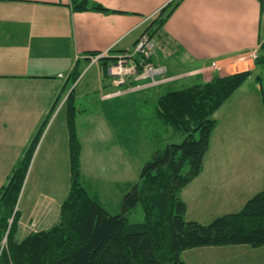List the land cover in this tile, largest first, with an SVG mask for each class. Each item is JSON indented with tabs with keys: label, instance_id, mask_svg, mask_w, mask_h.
Instances as JSON below:
<instances>
[{
	"label": "crops",
	"instance_id": "0c3cea01",
	"mask_svg": "<svg viewBox=\"0 0 264 264\" xmlns=\"http://www.w3.org/2000/svg\"><path fill=\"white\" fill-rule=\"evenodd\" d=\"M91 1L109 11H77L70 0H0V188L48 118L20 193L19 218L13 233L16 242L59 221L61 204L73 182L66 103L58 110L55 106L68 92L70 73L76 66L87 71L95 68L94 75L87 78L85 74L81 95L98 92L101 102L88 109L75 104L79 181L110 214H117L123 194L138 180L141 166L128 155L131 149L124 130L117 128L108 108L141 92L161 94L175 86L183 87H178L179 81L184 80L181 85L188 86L208 81L214 74L254 70L264 39V0H182L154 35L160 44L152 63L166 66V72L158 75L154 84L144 83L135 75L116 84L104 67L115 63L121 53L132 51L148 23L171 0ZM91 52H106L103 58L109 64L103 66L99 61L88 66L84 59ZM213 61L220 69L210 66ZM76 88L75 102L80 98ZM235 95L241 96L240 105L259 98L264 103V82L259 84L250 75L224 104ZM232 118L230 122L215 118L209 145L213 139L221 149L216 151L215 145L213 163H203L197 176H211L215 188L226 186L233 176L244 184L231 196L228 187L224 195L228 200L218 210L219 215L239 211L248 198L264 189V164L241 165L236 154L230 152L234 149L243 154L248 147L245 140L253 134L237 109ZM234 137L233 144H225ZM97 180L103 183L98 185Z\"/></svg>",
	"mask_w": 264,
	"mask_h": 264
},
{
	"label": "trees",
	"instance_id": "16d2710c",
	"mask_svg": "<svg viewBox=\"0 0 264 264\" xmlns=\"http://www.w3.org/2000/svg\"><path fill=\"white\" fill-rule=\"evenodd\" d=\"M70 1L77 11H109L91 0ZM181 1L171 0L164 5L144 32L155 35ZM153 56L148 61L152 62ZM106 60L101 58V65H108ZM254 63V70L214 74L208 81L167 90L158 98L155 117L181 135L182 140L151 153L138 180L124 192L117 214H110L79 181L80 143L73 87L66 97L73 182L61 204L59 221L50 228L29 233L19 242L13 240L19 218L13 210L47 118L0 188V243L5 236L7 243L0 249V264H185L181 253L190 248L264 246V189L248 198L239 211L219 215L208 224L185 219L187 206L181 196L182 189L202 171L217 124L215 111L250 75L259 84L264 82V39ZM80 74L81 68L76 66L70 73V84ZM138 207L142 208L143 219L130 221L128 214Z\"/></svg>",
	"mask_w": 264,
	"mask_h": 264
},
{
	"label": "rangeland",
	"instance_id": "374dc122",
	"mask_svg": "<svg viewBox=\"0 0 264 264\" xmlns=\"http://www.w3.org/2000/svg\"><path fill=\"white\" fill-rule=\"evenodd\" d=\"M212 63L210 64V66L213 69H217L216 67L219 68V64L217 61H215L217 65L216 67H213ZM82 69V74L75 83V85L77 86L76 92H78V94L80 95V98H77L75 104H82L84 105L82 106V109H84L85 107H87L88 109V106L92 107L94 106V104H96V102L97 104H101V102L99 100L98 92H92L88 97H86L84 94L81 95V89L84 86L86 77L85 74L87 73L88 78L95 71V68H90L88 71L84 70L83 67ZM104 72L106 73V75L112 76L106 72V69ZM82 76L83 78L81 79ZM125 78L126 76L123 77L124 81L122 83L125 82ZM117 79V77L113 76L112 82L116 83ZM143 79L144 83L151 82L148 78ZM166 80H170V78H167ZM249 81L250 80H248L247 82L248 84H253ZM183 82L185 81L183 80L177 82V84L180 83L178 87H184V85H181L183 84ZM173 88H176V86ZM66 93L68 94V92ZM66 93H63L64 97H62L60 100L65 98L66 101ZM164 93L159 94L158 92H151L145 94L141 92L139 93V95L135 94L133 99L125 100L124 103L120 104L115 103L113 106L108 108L117 128L119 130H124L126 142L131 149L128 155L132 157V162L135 165L140 164V166L142 167L143 163L156 149H163L167 144L173 141L182 140L181 135L175 133L169 125L162 123L154 115V106L156 104V101ZM106 95L107 94L102 96ZM260 99L261 98H259L257 101L248 99L246 101L249 102L240 105L241 96L235 95L230 102H226L225 104L223 103L222 106H220V108L218 109V112L214 115V118H221L225 122H230L231 120H234V118L232 117H235V110L237 109V115L239 117L243 116L244 120L246 121L245 123L247 128H251L253 130L252 137L245 140V142L248 143V147L243 154L240 153L239 155L238 150H230L233 155L236 154L235 157L239 159L237 163L241 165L256 163L260 166L264 164V103L261 102ZM105 104H110V102H107ZM57 106L59 105H56L55 107ZM58 109L59 108H57V110ZM57 110H55L50 115L49 119L53 118L54 113ZM95 111L99 110L95 109ZM235 140V137L234 140H226L225 144H233ZM213 143H215V141L212 139L211 144L209 145L211 150H208L209 152L207 151L208 153L204 157L203 163H205V166L206 164L213 163L212 150L215 149V145L217 144ZM220 149V144H217L216 151ZM225 154L227 155L228 153L226 152ZM197 176L181 191L182 199L185 201V203H187V213L185 215V219L188 221L196 220L198 222L208 224L221 213H218V210L224 207V202H227L228 197L224 198V195L228 193V187L230 190L229 196H231L235 188V192L240 191L241 187H237L244 184H240L241 180H238L233 176L230 179H227L226 186L221 188L217 186V188H215L211 186V184H214V180L213 178H211V176L207 178L204 175L202 177ZM98 182L99 181L97 180V183ZM102 183L103 182H99L98 185ZM52 190L53 189L50 186V191ZM18 210L19 199L15 205L13 212H18ZM116 210V207L115 209H112L113 212ZM143 217L144 216L141 207H138L136 210L128 214V218L130 221H141ZM2 244L7 245V243L4 242L3 239L0 245ZM181 258L185 262V264H264V246L257 248H253L248 245L196 247L182 251Z\"/></svg>",
	"mask_w": 264,
	"mask_h": 264
},
{
	"label": "built area",
	"instance_id": "2783aa9c",
	"mask_svg": "<svg viewBox=\"0 0 264 264\" xmlns=\"http://www.w3.org/2000/svg\"><path fill=\"white\" fill-rule=\"evenodd\" d=\"M158 36H152L148 32H143L135 42L132 51H125L121 53L115 63L108 67V73L117 77L116 84L124 81V76L135 75L141 78H148L151 82L156 83L158 75L166 72V67L162 65H155L148 58L156 53V48L159 46ZM106 52L89 54L87 56L88 64L92 65L99 61L100 58L105 56ZM136 60H139L138 62ZM216 67L215 61L212 63ZM218 68V67H216ZM164 80V79H162ZM65 102V98L59 103L57 108ZM15 212H13L14 214ZM12 217L10 218V221ZM5 242V239L3 240ZM4 244L1 245V248Z\"/></svg>",
	"mask_w": 264,
	"mask_h": 264
}]
</instances>
